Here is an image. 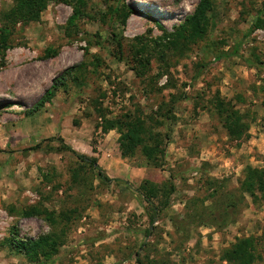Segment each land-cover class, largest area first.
<instances>
[{"label": "rangeland", "instance_id": "obj_1", "mask_svg": "<svg viewBox=\"0 0 264 264\" xmlns=\"http://www.w3.org/2000/svg\"><path fill=\"white\" fill-rule=\"evenodd\" d=\"M67 1L48 0L37 21L12 28L4 20L14 0H0V264H230L225 252L248 237L264 264V198L240 189L247 167L264 169V28L248 34L264 22V0H214L205 38L181 50L154 46L157 25L173 33L199 0H82L85 15L72 22L77 0ZM117 6L132 9L124 24L103 17ZM217 96L246 127L240 137L224 129ZM126 115L161 138L158 165L140 148L122 155L118 130L103 133V116ZM58 137L121 182H99ZM144 182L155 187L156 215ZM32 207L70 221L52 228L18 215ZM13 227L20 240L63 233L62 245L31 263L2 246Z\"/></svg>", "mask_w": 264, "mask_h": 264}, {"label": "trees", "instance_id": "obj_2", "mask_svg": "<svg viewBox=\"0 0 264 264\" xmlns=\"http://www.w3.org/2000/svg\"><path fill=\"white\" fill-rule=\"evenodd\" d=\"M47 1L48 0H14V7L7 14H5L6 16L4 21H6L12 28L19 21L24 23L37 21L42 11L45 10ZM62 1L68 3L67 0ZM213 2L214 0H199L194 13L188 17L185 22L173 33H167L160 25H157L163 34L161 38L154 42V46L156 45L163 49L173 48L175 50H181L183 48L187 49L189 45L195 44L204 39L209 25L207 13L212 9ZM85 6L86 4L82 0H77L73 4V15L70 22H72L75 18L85 15L83 11ZM131 11V8L117 6L115 8H108V12L104 14L103 17H108L109 20H111L114 16L120 17L121 23L124 24ZM262 28H264V22L260 19V17H257L255 22L250 26L248 34ZM2 32L0 37V53L6 49L8 36L5 33L6 31L3 30ZM135 40L140 39L137 38ZM115 42L118 46V52L121 55V44L117 39ZM88 44L91 45V43ZM96 44L99 45L97 42ZM237 49L238 46L234 48L232 53L219 55L216 58L221 59L222 57H231L237 53ZM141 51V55H144V48H142ZM140 59H143L146 64L149 63V59L146 58V56H141ZM79 67L80 66L77 68L79 69ZM73 70L74 69L72 68L64 72L60 78H57V80L54 81L53 86L44 94V96L32 109L33 114L38 112L46 103L50 102L59 88H64L67 85V80L69 77L73 76V74L69 72H72ZM75 80H77V78H75ZM215 106L218 114L221 116L220 119L222 121V125L230 137L238 138L247 130L231 111L230 105L220 100L218 96ZM102 119L103 133H107L113 129L122 133L120 137L122 155H126L128 152H134L136 148H140L141 154L147 162L154 166L158 165L157 163L159 162V159L163 156V151L159 149L162 140L159 136L153 135L149 129L145 127L144 122L141 119L131 117L130 115L113 120H106L103 116ZM246 137L248 136L246 135ZM54 140L59 142L60 151L63 149L73 153L80 163L86 164L93 171H95L96 178L99 182L107 184L111 182H121L117 179L108 178L97 164L96 159L77 154L64 143L62 138L58 137ZM34 149H40V145L35 146ZM72 178L74 182L79 179V176L76 172H73ZM146 184L147 183L144 182L141 187V189H143L146 193L141 192V195L148 207H150L152 213L156 215L158 208H156L152 202V198L156 197V190L153 185L147 186ZM240 189L243 193H247L250 196H254L256 193H259L264 198V169H253L247 167L244 170L243 180L240 181ZM18 215L25 218L43 216L45 222L52 228L62 222L66 223L70 221L69 212H60L56 214L54 212H46L35 207L27 208L22 212H19ZM62 236L63 233L58 235L56 233H51L46 236H40L36 241L20 240L18 238V230L13 227L9 238L2 243V246L9 247V249H11V251L15 254L23 255L31 263H37L41 259L49 260L57 254L59 246L62 245L60 240ZM223 258L230 264H256L258 260L257 241L253 237L237 239L231 248L225 252ZM136 262L137 264H142V261L139 258L136 259Z\"/></svg>", "mask_w": 264, "mask_h": 264}]
</instances>
